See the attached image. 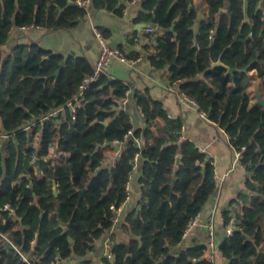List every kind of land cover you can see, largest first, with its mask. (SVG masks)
<instances>
[{
  "label": "trees",
  "instance_id": "trees-1",
  "mask_svg": "<svg viewBox=\"0 0 264 264\" xmlns=\"http://www.w3.org/2000/svg\"><path fill=\"white\" fill-rule=\"evenodd\" d=\"M126 1L91 4L119 15ZM141 1L137 20L160 34L150 64L167 67L168 82H179L224 128L248 172L240 215L223 212L224 223L232 215L248 222L217 243L220 256L226 264H264V106L243 108L254 98L252 71L264 100V0H206L209 14L196 31L191 0ZM85 14L72 0H0V264H60L92 252L134 169L139 200L120 222L127 241L114 240L104 264H209L205 245L179 246L215 191L213 166L180 139L182 120L168 118L147 89L136 90L131 99L143 122L136 128L123 104L127 82L103 72L84 87L89 58L53 53L40 40L7 45L14 26L70 30ZM218 60L225 67L213 66ZM114 142L122 147L111 163L103 150Z\"/></svg>",
  "mask_w": 264,
  "mask_h": 264
},
{
  "label": "crops",
  "instance_id": "crops-1",
  "mask_svg": "<svg viewBox=\"0 0 264 264\" xmlns=\"http://www.w3.org/2000/svg\"><path fill=\"white\" fill-rule=\"evenodd\" d=\"M190 7L196 14V21L193 25L196 31L199 22L209 14V5L206 0H191ZM85 10L86 14L80 19L77 26L70 30L45 32L39 26L26 30H20L19 27L14 26L10 30L7 45L11 46L15 42L28 40H40L41 46L53 53L64 56H85L94 62L100 49L95 31H99L111 48L119 50L124 56H131L129 59L125 57L124 62L114 58L105 72L112 79H120L130 84L127 102L124 105L128 110L132 125L139 128L142 127L143 122L131 95L136 90L147 89L151 98L161 103L168 118L182 120L180 139H186L194 144L213 166L215 191L198 214V222L182 238L179 246L205 245L207 235L204 225L210 219L214 224L217 245L223 237H227L224 231L223 212L231 210V212L235 211L240 215L241 205H239L240 200L237 196L241 192H247L244 181L248 172L240 164V161L235 160L236 151L229 144L224 128H221L216 120L201 117L189 105L181 102L179 82H168L167 67L156 69L150 64L148 54L154 52L156 38L160 34L158 31L156 34L146 32L145 27L147 26L157 28L150 23L137 20L139 12L143 11L141 0L126 1L119 15L105 10H96L92 4ZM250 75L252 77L248 90L253 93L254 98L244 103V109H248L256 103L255 91L259 92L261 89L254 71L250 72ZM200 76L202 75H198L196 78H200ZM121 147V143L114 142L111 147L103 150V154L112 163L119 155ZM138 176V169H134L129 175L126 184V199L118 207L112 226L98 240L94 250L82 258L70 257L61 261L60 264H104L106 255L110 253L112 242L114 240L116 242L127 241L126 235L120 230V222L137 206L140 196ZM236 221L237 225H240L248 222V219L238 217ZM112 258L113 256L109 259ZM215 264H226V260L219 254L215 258Z\"/></svg>",
  "mask_w": 264,
  "mask_h": 264
},
{
  "label": "built area",
  "instance_id": "built-area-1",
  "mask_svg": "<svg viewBox=\"0 0 264 264\" xmlns=\"http://www.w3.org/2000/svg\"><path fill=\"white\" fill-rule=\"evenodd\" d=\"M72 2L77 5L80 8H87L90 4H91V0H72ZM31 27H35L33 25H23L20 26L19 29L20 30H26L28 28ZM146 32L148 33H154L155 29L151 26H147L145 27ZM95 37L100 45V49L99 52L93 62V74L92 76L88 77L85 79V84L84 87H86L89 83L95 81L99 75L103 72H105L106 68L109 66V64L111 63V61L114 58H117L118 60L124 62L125 56L123 55L122 52H120L119 50L115 49V48H111L108 44V42L106 41V39L103 37V35L99 32V31H95ZM180 100L181 102L189 105L192 109H194L201 117L206 118V114L203 110H201L198 106V104L192 100L191 98H189L186 94H184L183 92L180 93ZM127 100L124 99L123 100V104H126ZM57 112H52L49 115L45 116L44 118L47 119L53 115H55ZM33 125V124H32ZM30 126H28L27 128L29 129ZM127 136H131V131H128L126 133V137ZM242 158V153L241 151H236L235 152V160L236 161H240ZM135 160H137V155H135ZM127 192V191H126ZM4 207H7V205H5ZM111 209L113 208L112 206L110 207ZM118 210V208L116 209ZM198 222V214L189 220L188 224L186 225L183 233H182V238H184L186 236V234L189 232L190 228L192 226H194L196 223ZM205 230H206V242H205V246H206V250L204 253L203 258L205 260L208 261L209 264H215V258L217 255L220 254L219 249L216 245V240H215V233H214V224L212 222V220H208L205 223ZM238 227L237 225V221L236 218L232 215L230 216V218L225 222V227H224V231H225V236L227 237H232L234 234V230ZM113 255L111 253H108L106 255V258H111ZM22 258L25 260V258L22 256ZM53 264V263H50Z\"/></svg>",
  "mask_w": 264,
  "mask_h": 264
},
{
  "label": "water",
  "instance_id": "water-1",
  "mask_svg": "<svg viewBox=\"0 0 264 264\" xmlns=\"http://www.w3.org/2000/svg\"><path fill=\"white\" fill-rule=\"evenodd\" d=\"M139 25L142 26L143 24H139ZM213 66H223V67H225V66L220 62V60H218V61H216L215 63H213ZM227 70L230 71V72L233 71V69H231V68H227ZM255 97H256V103H258V104L264 106V100L260 98L259 93H258L257 91H255ZM179 160H180V158H179V156H177V157H176V161H175V169H177V167L179 166ZM6 246H7V247H11V244L8 243V242H6Z\"/></svg>",
  "mask_w": 264,
  "mask_h": 264
}]
</instances>
